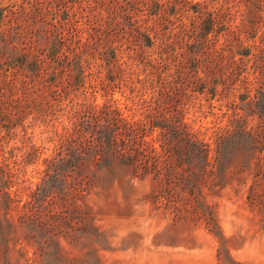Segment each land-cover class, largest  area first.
<instances>
[{
	"label": "rangeland",
	"instance_id": "rangeland-1",
	"mask_svg": "<svg viewBox=\"0 0 264 264\" xmlns=\"http://www.w3.org/2000/svg\"><path fill=\"white\" fill-rule=\"evenodd\" d=\"M185 1L168 6L164 17L132 14L122 28L111 24L108 0H0L2 37L18 35L11 43L15 54L0 55V165L7 164L12 173L10 193L25 199L42 174L43 160L68 134L79 111L110 105L125 116L133 114L138 98L158 87H147L159 84L148 74L151 65L165 67V76L190 50V40L178 31L181 24L189 27L194 6L213 24L195 56L207 55L206 61L189 59L186 71L208 77L202 90H186L182 120L209 143L227 123L242 87L250 94L255 87L264 88V0ZM35 5L44 8V22L61 24L58 36L64 40L55 38L52 56L32 41L30 31L42 22L40 17L32 16L33 29L25 22ZM130 25L144 31L140 38ZM46 28L51 30L49 24ZM257 120L246 117L245 128ZM228 175L224 186L202 188L213 218L208 226L187 194L183 205L167 198L149 178L118 167L100 168L83 201L101 237L82 236L76 246L60 238L61 252L79 264H222L224 251L235 263L264 264V220L246 198L252 176ZM176 207L183 212L179 219ZM0 264L41 260L34 247L9 239L0 240Z\"/></svg>",
	"mask_w": 264,
	"mask_h": 264
},
{
	"label": "trees",
	"instance_id": "trees-1",
	"mask_svg": "<svg viewBox=\"0 0 264 264\" xmlns=\"http://www.w3.org/2000/svg\"><path fill=\"white\" fill-rule=\"evenodd\" d=\"M108 2L111 24L123 28L127 25L125 18L130 19L132 14L144 11L143 14L158 16L161 13L160 16L164 17L168 6L186 1ZM42 10L43 7L35 5L31 16L26 15L25 22L33 29L35 20L32 16L40 17L42 22L30 31L32 41L41 47V52L52 56L56 52V41L62 43L64 40L58 36L61 24L44 22ZM193 12L189 27L181 24L178 31L190 40V50L181 53L182 59L175 64L174 71L165 76H162L165 67L159 70L151 65L148 74L156 76L159 84L147 87H158L155 91L152 89L148 97L138 98L132 115L125 116L110 105L85 108L76 113L68 134L61 139L53 154L43 160L42 174L23 201L16 193L9 192L12 173L7 164L0 165V240H23L34 247L41 264H79L62 254L59 239L76 246L81 243L79 238L82 236L86 239L101 237L92 225L91 212L83 200L92 185L95 171L112 167L139 179L149 178L174 202L185 205L188 199L184 196L187 194L192 199V209L205 215L208 226L213 218L209 216L202 188L212 190L224 186L231 178L229 171L236 176L251 174L252 183L246 198L264 220V88L255 87L250 94V90L243 86L227 123L213 133L209 143L198 138L197 132L182 120V98L186 90L189 86L192 91L202 90L208 77L190 75L186 71L189 59L192 63L206 61L207 55L195 56L201 52L205 32L213 24L211 17H201L196 6ZM247 16L252 18V15ZM129 28L138 38L144 32L138 26L130 25ZM2 36L0 32V55L15 54L16 46L11 43L17 40V32L7 33L6 38ZM55 38L58 39L55 41ZM233 53L245 55L247 51ZM248 116H256L258 120L246 129ZM152 131H155L154 137L148 139ZM174 210L176 218H181L183 212H178L177 207ZM220 261L222 264H239L233 262L225 251Z\"/></svg>",
	"mask_w": 264,
	"mask_h": 264
}]
</instances>
